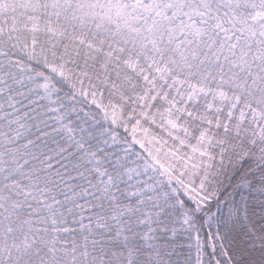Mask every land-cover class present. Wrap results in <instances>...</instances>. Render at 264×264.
<instances>
[{"label":"snow or ice","instance_id":"snow-or-ice-1","mask_svg":"<svg viewBox=\"0 0 264 264\" xmlns=\"http://www.w3.org/2000/svg\"><path fill=\"white\" fill-rule=\"evenodd\" d=\"M0 264H264V0H0Z\"/></svg>","mask_w":264,"mask_h":264}]
</instances>
